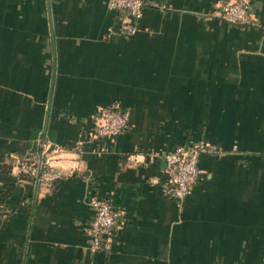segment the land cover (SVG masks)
<instances>
[{"label": "crops", "instance_id": "obj_1", "mask_svg": "<svg viewBox=\"0 0 264 264\" xmlns=\"http://www.w3.org/2000/svg\"><path fill=\"white\" fill-rule=\"evenodd\" d=\"M229 1L145 0L124 36L107 0H0V264H264V0L246 25ZM110 104L128 126L98 135ZM197 139L220 150L178 201L140 160ZM94 196L120 212L101 248Z\"/></svg>", "mask_w": 264, "mask_h": 264}, {"label": "built area", "instance_id": "obj_2", "mask_svg": "<svg viewBox=\"0 0 264 264\" xmlns=\"http://www.w3.org/2000/svg\"><path fill=\"white\" fill-rule=\"evenodd\" d=\"M144 2L145 0H107V6L121 15L120 35L128 36L136 32ZM215 14L232 23H252L250 0H231L223 4ZM96 118L98 123L95 133L98 135H118L128 126L126 112L113 104L104 107ZM42 144L45 145V142ZM219 150L220 147L217 144L206 139H197L175 145L170 149L149 151L140 162L148 164L157 156H161L167 171V178L163 185L164 191L169 197L179 201L192 191L199 177V156L202 153H217ZM129 159L136 161L133 155H129ZM23 170L32 172L34 168L24 164ZM38 175L46 181H52L58 177L53 165L47 161L38 171ZM90 205L94 209L88 225L92 235L91 245L101 248L105 246L101 234L118 224L120 212L108 199L102 197H92Z\"/></svg>", "mask_w": 264, "mask_h": 264}, {"label": "trees", "instance_id": "obj_3", "mask_svg": "<svg viewBox=\"0 0 264 264\" xmlns=\"http://www.w3.org/2000/svg\"><path fill=\"white\" fill-rule=\"evenodd\" d=\"M236 24H239V23H236ZM240 25H243V24H240ZM244 25H246V24H244Z\"/></svg>", "mask_w": 264, "mask_h": 264}]
</instances>
